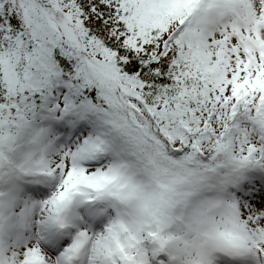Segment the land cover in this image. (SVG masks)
I'll return each instance as SVG.
<instances>
[{
  "label": "snow or ice",
  "instance_id": "snow-or-ice-1",
  "mask_svg": "<svg viewBox=\"0 0 264 264\" xmlns=\"http://www.w3.org/2000/svg\"><path fill=\"white\" fill-rule=\"evenodd\" d=\"M0 264H264V0H0Z\"/></svg>",
  "mask_w": 264,
  "mask_h": 264
}]
</instances>
